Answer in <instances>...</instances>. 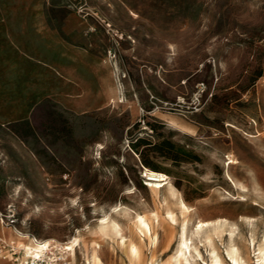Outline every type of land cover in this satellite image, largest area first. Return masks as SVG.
Masks as SVG:
<instances>
[{"label": "rangeland", "instance_id": "374dc122", "mask_svg": "<svg viewBox=\"0 0 264 264\" xmlns=\"http://www.w3.org/2000/svg\"><path fill=\"white\" fill-rule=\"evenodd\" d=\"M51 11L67 41L60 65L81 83L60 80V93L72 97L44 100L28 120L0 125V210L15 211L20 233L60 243L121 204L144 214L148 234L116 216L143 257L104 240V264H159L186 224L227 219L242 256L256 264L251 238L264 236V0H67ZM145 167L166 173L175 195L149 187ZM8 231L0 223V236ZM227 237L214 242L229 262ZM199 247L200 262H209L210 246ZM70 255L82 263L81 249Z\"/></svg>", "mask_w": 264, "mask_h": 264}, {"label": "crops", "instance_id": "0c3cea01", "mask_svg": "<svg viewBox=\"0 0 264 264\" xmlns=\"http://www.w3.org/2000/svg\"><path fill=\"white\" fill-rule=\"evenodd\" d=\"M64 3L67 0H0V125L28 120L44 100L72 97L60 93V80L70 86L81 83L59 62L60 43L67 41L52 26L51 10L53 4ZM44 84H49L45 91ZM3 228L9 229L3 234L10 239V227Z\"/></svg>", "mask_w": 264, "mask_h": 264}, {"label": "bare ground", "instance_id": "6f19581e", "mask_svg": "<svg viewBox=\"0 0 264 264\" xmlns=\"http://www.w3.org/2000/svg\"><path fill=\"white\" fill-rule=\"evenodd\" d=\"M232 161L233 160L230 162ZM144 175L149 180L147 185L152 189L159 191L163 187H168L171 189L172 194L175 195L170 177L166 173L145 167ZM178 204L182 211H190V206H187L181 198H179ZM133 214L131 209L127 206H123L122 204L116 206L112 213L99 218L97 223H95L94 226H88L85 232L78 230V233L72 236L68 241L61 243L57 242V245L61 251L67 254H75L77 248L81 249L83 252V261L81 264H104L100 254L101 244L104 240H114L122 249H127L131 257L134 259L141 258L143 256L140 255L141 253H139L138 246L135 242H129L121 222L116 217L117 215L128 217L129 220H133L136 228L141 233L147 231L148 234L150 228L146 216L139 212H136L135 215ZM151 215L155 221L159 220L160 214L158 212L152 211ZM165 217L173 225H176L178 222V217L173 210L167 209ZM247 221L248 223L253 222L252 219H247ZM10 230L12 232L10 242L23 247L28 256L31 257L34 253H38L43 249L41 243L37 242L33 236L20 233L15 226L10 227ZM224 234L228 236L226 254L229 262L224 260L215 247L214 242L215 237L221 238ZM236 235L237 226L235 224H230L227 219L212 221L199 220L198 223L194 224L191 228L186 224L182 228L179 234V240L172 249L171 254L164 260H161L159 264H202L200 260L204 261V257L199 247L200 244L210 246V260L207 263L203 262V264H251L248 259L242 256L240 247L235 242ZM196 238L198 241H196ZM51 240L53 239H44V244L47 245L46 242ZM156 240L157 237L154 238V242H156ZM251 245L257 257V259H255L256 264H264V236L258 243L252 237ZM3 260L5 262L2 263ZM10 260L11 259L8 261L7 254L0 253V264H12L13 261Z\"/></svg>", "mask_w": 264, "mask_h": 264}, {"label": "built area", "instance_id": "2783aa9c", "mask_svg": "<svg viewBox=\"0 0 264 264\" xmlns=\"http://www.w3.org/2000/svg\"><path fill=\"white\" fill-rule=\"evenodd\" d=\"M102 22L105 20L102 19ZM107 26L116 36L121 37L118 30L112 28L110 24ZM16 221V213L13 209H9L8 213L0 210V223L3 227H12ZM29 235L43 246V249L33 256H28L23 247L10 242L5 236H0V252L8 251L12 255L13 264H74L71 255L61 251L56 241L51 240L45 245L44 239Z\"/></svg>", "mask_w": 264, "mask_h": 264}]
</instances>
